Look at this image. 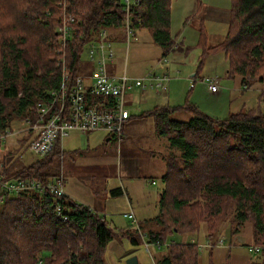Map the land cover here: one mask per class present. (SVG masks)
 <instances>
[{"label": "trees", "instance_id": "obj_1", "mask_svg": "<svg viewBox=\"0 0 264 264\" xmlns=\"http://www.w3.org/2000/svg\"><path fill=\"white\" fill-rule=\"evenodd\" d=\"M171 4L172 0H137L129 7L131 26L145 28L162 55L174 43ZM64 12L74 17L65 47L73 77L80 72L84 45L102 29L123 25L122 0H0V130L24 120L33 123L36 102L59 88L61 70L55 51ZM198 28L201 54L196 74L206 56L223 52L228 77L238 76L243 87L264 85V0H230L226 34L218 43L207 42L202 19ZM262 103L221 119L189 103L158 105L144 113L154 118L157 133L178 150L165 157L164 188L153 225L147 230L138 226L142 240L144 234L151 244L165 243L154 264H199V242L171 237L197 234L205 223L212 248L218 223L226 215L233 224L230 235L250 223L256 246L264 252V245L258 243L259 237L264 239V99ZM180 110L190 117L171 118ZM29 135L19 142L29 140ZM58 146L57 141L45 159L16 169L4 160L6 154L4 172L42 181L56 177L49 165L54 155L63 154ZM111 193L121 194L122 189L116 187ZM56 201L48 191L36 190L4 197L0 264H106L110 240L126 236L132 244L139 242L130 229L116 231L95 210L73 200L66 202L67 217L62 220L54 208Z\"/></svg>", "mask_w": 264, "mask_h": 264}, {"label": "rangeland", "instance_id": "obj_2", "mask_svg": "<svg viewBox=\"0 0 264 264\" xmlns=\"http://www.w3.org/2000/svg\"><path fill=\"white\" fill-rule=\"evenodd\" d=\"M229 8L230 0H188L185 10L180 0H172L171 33L175 40L177 37L179 39L175 48L165 56L170 71L179 70L180 78L170 83L167 92V95L171 94V98L174 99L165 101L164 95L160 94L157 96L159 104L168 102L171 106H184L189 103L219 119L242 108H256L263 104L260 101L264 99L263 84L259 85V90L239 89L237 92L233 90L236 87L240 88L239 77L225 76L228 64L223 52L206 56L198 73L200 77H212L208 74H213V72L219 75L218 79L215 78L217 82L214 81L218 85L217 92L220 99L211 93L204 82L199 80L200 77H197L198 80L192 89L189 82L182 79L188 78L192 74L191 71H197L200 61L201 48L197 45L199 18L204 19L203 27L207 33V42L215 43L226 34ZM219 13L222 16L220 19L215 17ZM109 34L112 48L115 51L113 60L108 65L110 71L120 70L122 72L125 68L129 76H138L146 73L150 65L162 56V48L153 42L145 28H133V33L129 38H127L124 25L109 28ZM179 42L182 47L190 49L186 56L177 58L180 63L173 65L172 59L175 56L172 52L179 50ZM89 57V46L86 44L81 53L80 72L92 69L91 72L94 71L96 64L90 61ZM174 83H176L175 86ZM256 84L259 83L250 87ZM175 92L178 93V97H174ZM195 93L197 95L194 97ZM241 100L246 104L245 106H238ZM152 104L153 102H126L125 106L128 107L131 116L122 124V134L119 137L115 135L112 139L104 140L102 132L86 135L78 131H70L59 142L58 149L63 151V154L54 155L49 165L51 173L63 177L66 190L76 192L79 199L88 204L96 199L100 207L98 210H101L98 213H105L107 222L116 231L120 228L130 229L139 239L137 244H132L126 236L110 240L105 252L106 264H126V259L131 255L137 257L139 264H154L155 257L165 251V244L160 248L150 245L149 253L138 232V226L147 230L153 225L152 219L159 210L160 192L164 188L162 176L166 171L165 157L170 152H178L171 146L167 137L157 133L154 118L144 114L153 109L150 107ZM170 116L176 120H187L190 114L180 110L173 112ZM25 126L17 123L13 128L19 129ZM28 135L27 131H20L8 136L0 143V149L8 155L4 160L11 163L13 169L28 166L46 158L28 149L29 140L24 143L19 142ZM132 169L139 171L134 179L125 175ZM153 180L155 183H151ZM115 187H120L122 193L113 195L111 190ZM129 211L135 215L136 222L124 216V213ZM232 228L231 216L226 215L218 223L212 242L215 243L221 238L225 243L229 240L230 245L228 246L227 243L215 246L214 244L212 248L205 247L204 250H200L199 264H210V262L213 264H250L264 260L263 251H249L248 246L245 245L246 243L257 245L250 223H244L238 233L230 235ZM206 232L207 225L202 223L197 234L176 233L171 240L196 241L199 242L198 244H201L200 242L204 244L207 240ZM258 243L264 245V239L259 237Z\"/></svg>", "mask_w": 264, "mask_h": 264}, {"label": "built area", "instance_id": "obj_3", "mask_svg": "<svg viewBox=\"0 0 264 264\" xmlns=\"http://www.w3.org/2000/svg\"><path fill=\"white\" fill-rule=\"evenodd\" d=\"M136 1L122 0L125 10L122 23L127 38L133 33L129 7ZM73 21L74 17L64 12L61 25L57 27L58 46L55 54L57 55L56 66L61 70L59 88L49 90L43 99L36 102L37 114L33 123L24 120L22 122L23 125H26L24 128L6 127L1 129L0 143L12 134L31 130L32 134L29 136L28 149L40 156H46L53 151L57 141L60 142L62 137L73 130L84 133L104 130L119 137L122 134V124L130 116L129 110L125 106L128 102V92L136 88H149L157 93H165L168 90L169 80L180 76L179 70L176 69L173 73H170L166 69L168 60L165 55L157 59L152 67L141 76H129L125 70L118 73L110 71L108 65L113 60L114 49L111 41L107 38L106 30L102 29L98 35L86 43L89 46V59L96 64L94 71L90 73L79 72L72 77L66 65L65 47L67 40L70 38V25ZM177 43L178 41L175 40L169 51L174 49ZM188 79L191 86L198 80L194 73L190 74ZM199 80L204 82L212 92L218 88L212 77H201ZM6 154L0 149V202L3 201L6 195L15 196L21 192L31 190L48 191L57 200L54 203L55 211L62 220H65L68 210L66 202L71 201V199L65 192L63 177L56 176L42 181L6 175L3 169V159ZM76 203L85 205L79 202ZM90 209L93 208L90 207ZM98 215L101 220L106 218L105 214L98 213ZM124 216L132 218L136 222L132 211L124 213ZM142 237L147 251H149L150 245L160 248L161 245L165 244L160 242L151 244L145 240L144 234H142ZM239 239L238 242H240ZM227 243L219 238L214 244L215 246L223 244L229 246V240H227ZM210 246L211 242L207 239L204 244H199V249L202 250ZM246 246H248L249 251H260L259 246L250 244Z\"/></svg>", "mask_w": 264, "mask_h": 264}, {"label": "crops", "instance_id": "obj_4", "mask_svg": "<svg viewBox=\"0 0 264 264\" xmlns=\"http://www.w3.org/2000/svg\"><path fill=\"white\" fill-rule=\"evenodd\" d=\"M181 1V4H182V6L184 5V9H185V6H186V2L188 1V0H180ZM183 8V7H182ZM186 10V9H185ZM215 17H217V18H221L222 16H221V14L219 13V14H216V16ZM200 19H202V20H204L203 18H199V20ZM198 26H199V22H198V25H197V31H198ZM170 30H171V25H170ZM106 32H107V38L110 40V34H109V29H106ZM172 34V33H171ZM173 35V34H172ZM174 37V36H173ZM175 38V37H174ZM222 38L223 37H220V40H218L217 42H215V43H218L219 41H221L222 40ZM179 38L177 37V39L176 40H178ZM111 41V40H110ZM174 41H175V39H174ZM181 42V41H180ZM179 42V50H175V51H173L172 53L174 54V56L176 57H174V59H172V64L174 65H177V63H180L179 61L180 60H178L177 58H182V56H186V53L189 51V47H182L181 46V43ZM209 44H215V43H210V42H208ZM180 51V52H179ZM115 52V51H114ZM170 52V51H169ZM178 52V54H176ZM115 54V53H114ZM217 55V54H216ZM216 55H211L212 57L213 56H216ZM210 56V55H209ZM160 58V57H159ZM158 58V59H159ZM184 58V57H183ZM224 58L226 59V57H225V55H224ZM156 61H157V59H156ZM155 61V62H156ZM216 60L214 59V62H215ZM226 61H227V59H226ZM154 62V63H155ZM152 67V65H150V68ZM111 68H113V64H111ZM166 69L170 72V73H173V71H170V68H169V66H167L166 67ZM93 70V69H92ZM92 70H88V71H83V72H91ZM124 70H125V68H124ZM148 71V70H147ZM146 71V72H147ZM112 72H115V73H118V72H121L120 70L119 71H117V70H112ZM190 73H194V74H196V71H191ZM141 75H143V74H141ZM141 75H138V76H141ZM199 74H196V76L197 77H200V76H198ZM209 76H212V77H214V80H215V78L216 79H218V77H219V75H217L215 72H213V74H208ZM225 76L226 77H228L227 76V70H225ZM180 77H178V78H172V79H170L169 80V82H168V90H169V87H170V83L171 82H173L174 80H177V79H179ZM201 78V77H200ZM228 78H231V77H228ZM182 79H184V80H187L188 82H189V85H190V80L188 79V78H182ZM216 81V80H215ZM217 82V81H216ZM239 83H240V79H239ZM172 84V83H171ZM195 84V83H194ZM194 84L192 85V86H190L191 87V89L192 88H194ZM176 85V83H174V86ZM259 85L260 84H256L254 87H243L241 84H240V88H238V87H236V89H233L234 91H238L239 89H242V90H245V91H252V90H259ZM191 89H190V92H191ZM168 90H167V92H168ZM150 91H152V92H154V93H151ZM195 91V90H194ZM218 88H217V90L216 91H214V92H212L211 91V93L213 94V95H215V96H218V99H220V96H219V94H218ZM134 92H136L135 94H134ZM167 92H165V93H157L156 91H154L153 89H149V88H147V89H132L130 92H128V94H127V99H128V102L130 103V102H133V101H135V102H141V103H148V102H153V104L150 106L151 108H153V107H156V106H158V105H168V106H171L168 102H166V104H159L158 102H157V96H160V94L161 95H164V100L166 101H168V99H174L173 97L171 98V94L170 95H167ZM175 95H174V97L176 96V97H178L177 95H178V93H174ZM235 94V93H234ZM167 95V96H166ZM195 95H197V93H195V94H193V96L195 97ZM166 98V99H165ZM195 100V99H194ZM195 101H197V100H195ZM260 101H262L263 102V98L260 100ZM240 102V104L238 105V106H245L246 104L244 103V102H242V100L241 101H239ZM172 105H174V104H172ZM196 107V106H195ZM128 108V107H127ZM197 108V107H196ZM247 108V107H246ZM197 110H199V111H202V112H204L203 110H200V109H198L197 108ZM176 112H178V111H176ZM130 113V112H129ZM207 113V112H206ZM208 114V113H207ZM131 116V115H130ZM130 116H129V118H130ZM128 118V119H129ZM127 119V120H128ZM126 120V121H127ZM73 131H78V130H73ZM78 132H80V131H78ZM95 132H102L103 134H104V140H109V139H112V138H114V136L115 135H113V134H110V133H108V132H106V131H104V130H96V131H91V132H86V133H84V132H81L82 134H86V135H90V134H94ZM138 173H139V171L138 170H130L129 171V173L127 172L125 175H127V176H129V177H131V178H135L137 175H138ZM151 183H155V181L153 180V181H151ZM63 186H64V183H63ZM116 188V187H115ZM64 189H65V192H66V194H67V196L71 199V200H73V201H76V202H79V203H83V204H85V205H87V206H89V207H91V208H93L94 210H96L97 212H99V211H101V210H98V208L100 209V207H99V205L97 204V202H96V199H94V200H92L91 202H90V204H88V202H86V201H83V200H80L79 198V195L76 193V192H73L72 190H66V188H65V186H64ZM126 191V190H125ZM127 192V191H126ZM128 194V193H127ZM100 204V203H99ZM100 213H102V212H100ZM103 214H105V213H103ZM201 244H202V242H200ZM205 248H203L202 250H204Z\"/></svg>", "mask_w": 264, "mask_h": 264}, {"label": "water", "instance_id": "obj_5", "mask_svg": "<svg viewBox=\"0 0 264 264\" xmlns=\"http://www.w3.org/2000/svg\"><path fill=\"white\" fill-rule=\"evenodd\" d=\"M126 264H139V262L135 255H131L126 259Z\"/></svg>", "mask_w": 264, "mask_h": 264}]
</instances>
